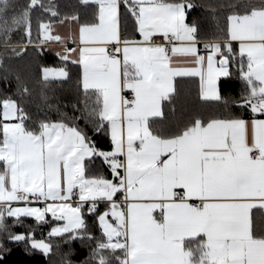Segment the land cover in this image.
<instances>
[{
  "label": "snow or ice",
  "instance_id": "6c2138e0",
  "mask_svg": "<svg viewBox=\"0 0 264 264\" xmlns=\"http://www.w3.org/2000/svg\"><path fill=\"white\" fill-rule=\"evenodd\" d=\"M0 71V264H264V0H0Z\"/></svg>",
  "mask_w": 264,
  "mask_h": 264
},
{
  "label": "trees",
  "instance_id": "16d2710c",
  "mask_svg": "<svg viewBox=\"0 0 264 264\" xmlns=\"http://www.w3.org/2000/svg\"><path fill=\"white\" fill-rule=\"evenodd\" d=\"M197 3H200L201 0H196ZM201 10L197 9L196 11L192 12L188 16V20H192L193 18L201 15ZM28 58H25V61L20 62V65L22 66L24 63H26ZM45 65H50V66H58L59 62L57 60V57L52 54V52H48L44 57L42 61ZM71 72L73 75V84L75 83L76 79L78 78V74L80 72V69L78 67L72 66L71 67ZM3 75V72L0 71V76ZM15 87H16V81L12 79L11 77L9 78V83L7 86L0 81V100H2L6 95H13L15 93ZM183 87L187 92H189L191 95H195L197 89H198V79L197 78H185ZM233 93H235L240 85L238 81H235L232 83L230 86ZM15 98V97H14ZM27 111L30 112L33 116L34 119L36 118H43L45 114V110L39 100L38 97L34 96L33 99L26 104ZM0 111H2V105H0ZM52 117H55V113L51 114ZM247 116V114H245ZM0 168H2V165H0ZM95 171V169H93ZM103 207V206H101ZM25 223L26 224H32L33 221L32 219L25 218ZM89 223L91 224V220H89ZM22 229L18 228L17 231H21ZM45 231L47 230V226H45ZM37 236H39V232H37ZM199 238H197L198 240ZM197 240H189L186 242L187 245L192 246L194 245ZM75 247L79 248V244L77 243L74 245ZM14 251L12 256L8 257V259L5 261V264H31V262H26V258L23 257V255L20 252V249L16 246H13ZM85 254V251L83 249L80 250L79 255L76 257V259H81L83 255ZM35 264H44L42 257L39 255L35 257Z\"/></svg>",
  "mask_w": 264,
  "mask_h": 264
},
{
  "label": "crops",
  "instance_id": "0c3cea01",
  "mask_svg": "<svg viewBox=\"0 0 264 264\" xmlns=\"http://www.w3.org/2000/svg\"><path fill=\"white\" fill-rule=\"evenodd\" d=\"M53 47L54 48H56V47H58V46H55V45H53ZM51 52V51H50ZM198 79V78H197ZM131 92L129 91V90H125L123 93H122V95H125V96H127V95H129ZM245 118H247V116H245ZM254 212H256V210H254ZM256 215L257 216H259V212H256ZM190 239H186V241H185V243L187 242V241H189Z\"/></svg>",
  "mask_w": 264,
  "mask_h": 264
},
{
  "label": "built area",
  "instance_id": "2783aa9c",
  "mask_svg": "<svg viewBox=\"0 0 264 264\" xmlns=\"http://www.w3.org/2000/svg\"><path fill=\"white\" fill-rule=\"evenodd\" d=\"M159 42H160V40L157 39V40H156V43H159ZM126 97H127V98H131V93H130L129 95H127Z\"/></svg>",
  "mask_w": 264,
  "mask_h": 264
}]
</instances>
